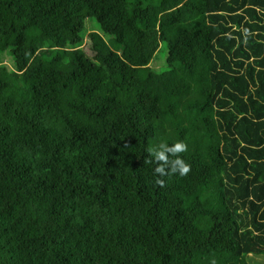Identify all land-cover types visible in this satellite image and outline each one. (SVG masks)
I'll list each match as a JSON object with an SVG mask.
<instances>
[{
    "label": "trees",
    "instance_id": "1",
    "mask_svg": "<svg viewBox=\"0 0 264 264\" xmlns=\"http://www.w3.org/2000/svg\"><path fill=\"white\" fill-rule=\"evenodd\" d=\"M258 254L264 0H0V264Z\"/></svg>",
    "mask_w": 264,
    "mask_h": 264
},
{
    "label": "clouds",
    "instance_id": "2",
    "mask_svg": "<svg viewBox=\"0 0 264 264\" xmlns=\"http://www.w3.org/2000/svg\"><path fill=\"white\" fill-rule=\"evenodd\" d=\"M187 150V145L183 142H176L169 146L166 143H161L157 148H149L150 155L154 158L157 164L155 173L159 176L170 175L179 173L185 175L189 172L190 166L180 158V153ZM170 157H174L170 159ZM156 183L163 186V181L160 179L156 180Z\"/></svg>",
    "mask_w": 264,
    "mask_h": 264
},
{
    "label": "rangeland",
    "instance_id": "3",
    "mask_svg": "<svg viewBox=\"0 0 264 264\" xmlns=\"http://www.w3.org/2000/svg\"><path fill=\"white\" fill-rule=\"evenodd\" d=\"M158 55L159 57H157V62H158V65H161L163 63L164 54L163 52H160ZM252 261L257 262V264H264V254H258L252 257Z\"/></svg>",
    "mask_w": 264,
    "mask_h": 264
}]
</instances>
